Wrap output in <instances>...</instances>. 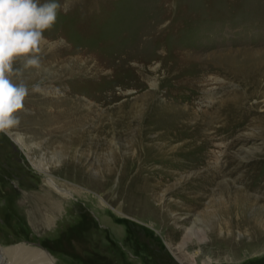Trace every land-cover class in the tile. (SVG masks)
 Segmentation results:
<instances>
[{"label":"rangeland","instance_id":"rangeland-1","mask_svg":"<svg viewBox=\"0 0 264 264\" xmlns=\"http://www.w3.org/2000/svg\"><path fill=\"white\" fill-rule=\"evenodd\" d=\"M57 2V22L44 33L40 51L63 46L111 62L122 57L127 62L125 70L119 69L124 81L112 92L126 93L118 103L139 96L144 111H151L152 104H182L193 89L190 83L210 63L232 57L243 66L249 53L264 54V0ZM52 67L43 69L42 82L28 86L29 91L50 85ZM258 79L255 93L248 91L246 79L232 82L221 75H209L195 88L199 97L191 110L203 115V136L194 130V120L189 131L165 132L174 146L188 145L173 154L178 165L155 167V177L164 181L152 197L134 183L137 174L144 181L148 176L144 166L120 164L112 179L98 178L108 169L98 160L100 154L91 155L85 169L63 168L54 158L58 149L46 145L48 138L32 140L21 133L22 147L17 132L0 134V246L30 243L50 253L56 264H264V246L251 250L246 229L236 228V217H224L218 208L224 197L239 192L253 204L245 210L247 221L264 213V81ZM113 146L125 156L124 142ZM199 149H207L220 172L203 199L189 190L199 184L187 180L191 173L177 175L207 160L197 154ZM102 155L107 162L109 150ZM154 158L147 155L143 164ZM42 159L72 193L58 212H51L48 201L38 208L30 201L38 195L55 200L43 187L46 175L35 169ZM192 231L197 236H190Z\"/></svg>","mask_w":264,"mask_h":264},{"label":"bare ground","instance_id":"bare-ground-1","mask_svg":"<svg viewBox=\"0 0 264 264\" xmlns=\"http://www.w3.org/2000/svg\"><path fill=\"white\" fill-rule=\"evenodd\" d=\"M249 57L243 66L237 65L232 57L230 59L228 57L227 62L219 59V61L210 63L207 72L200 74V77L190 83L193 89L190 90L189 96L182 101V104L174 103L172 106L152 104L151 111H144L143 100L139 96H134L132 102L118 103L126 93L121 90V94L115 95L112 92L115 84L121 82L124 77L119 69L125 70L124 67H127V62L122 60V57L115 58L111 62L104 58L100 59L92 53H81L78 49L52 46L47 51H40L39 68L24 67L22 61L16 64L19 74L13 77V81L15 83L23 81L27 86L38 85L42 82L41 72L46 67L53 66L54 71L49 77L50 80H47L50 85L45 89L29 91L25 101V110L20 114V124L9 134L17 132L16 140L22 147L26 146V143L21 133L29 134L32 140L48 138L46 145L58 149L54 158L63 168L85 169L86 164L94 156L96 158L100 154L98 160L102 164H107L108 169L100 171L101 176L98 178L112 179L120 164L144 166L142 172L148 176L144 181L137 174L134 183L139 185L141 191L148 193L149 197L156 196L159 193L158 184L164 180L155 177L157 174L155 167L163 166L169 169L170 163L174 166L178 165L173 161V154L179 149L184 152L188 145L182 143L180 146H174L173 138L169 137V135L173 136V132L168 130L181 128L189 131V122L194 120L196 121L194 130L203 136V115L193 113L191 110L192 104L199 97V92L195 91V88L197 89V86L200 87L202 82L207 81L209 75H221L232 82L246 79V85L250 87L248 91L254 92L257 85L261 83L258 82V78L262 77L264 81V54L249 53ZM115 61H121L123 64ZM184 81L187 82V80ZM184 84L188 86V83ZM82 94L85 95L84 99H81ZM160 110L165 111L160 115ZM231 113L233 114V111ZM167 131L169 135L165 133ZM119 141L125 143V156H119L117 152H114L113 145ZM108 150L110 155L106 157V162L102 153ZM39 151H41L40 148L35 149L36 153ZM149 154L155 156L154 160L150 164H143V160L145 161ZM197 154L204 157L203 161L207 159V162H204L205 166L202 167L203 163L202 168L198 166L186 171L180 170L177 175L191 173L193 176H188L187 180L192 179L190 182L197 181L199 184L189 190L203 199L210 195L211 187L215 185L220 172L210 162L209 155H206L207 149H199ZM43 161L44 159L38 164L36 162L35 169L47 176L43 181V187L55 200L52 201L49 197L38 195L39 197H31L30 201L36 208L49 202L52 207L51 212H58L63 208L65 199L72 196V193L68 194L65 184L52 175L49 164L46 165ZM85 179L89 181L86 175ZM154 182H157L155 187H153ZM74 192L78 190L75 189ZM251 204L252 202L243 193L234 192L224 197L223 201L218 204V208L224 217L228 214L236 217L232 225L240 230L246 229L251 238L248 245L254 251L264 246V213L259 212L255 218L247 221L244 218L245 210L249 209ZM45 210L48 209L45 207ZM46 221L50 222L51 218H47ZM190 236L197 235L192 231ZM0 264H56V259L41 247L30 243H20L8 248L0 246Z\"/></svg>","mask_w":264,"mask_h":264},{"label":"clouds","instance_id":"clouds-1","mask_svg":"<svg viewBox=\"0 0 264 264\" xmlns=\"http://www.w3.org/2000/svg\"><path fill=\"white\" fill-rule=\"evenodd\" d=\"M61 5L57 0H0V134L20 124L29 88L15 83L17 62L39 68L44 33L54 27Z\"/></svg>","mask_w":264,"mask_h":264}]
</instances>
